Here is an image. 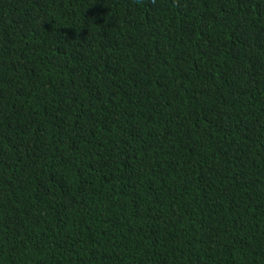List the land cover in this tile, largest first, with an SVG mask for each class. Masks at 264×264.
<instances>
[{
    "label": "trees",
    "instance_id": "trees-1",
    "mask_svg": "<svg viewBox=\"0 0 264 264\" xmlns=\"http://www.w3.org/2000/svg\"><path fill=\"white\" fill-rule=\"evenodd\" d=\"M0 264H264V0H0Z\"/></svg>",
    "mask_w": 264,
    "mask_h": 264
}]
</instances>
